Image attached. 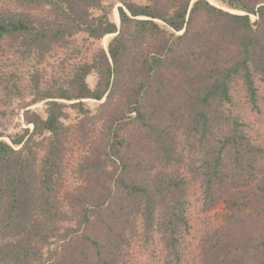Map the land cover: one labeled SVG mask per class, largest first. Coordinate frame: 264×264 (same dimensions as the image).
Masks as SVG:
<instances>
[{
  "label": "trees",
  "instance_id": "1",
  "mask_svg": "<svg viewBox=\"0 0 264 264\" xmlns=\"http://www.w3.org/2000/svg\"><path fill=\"white\" fill-rule=\"evenodd\" d=\"M105 1L0 0V56L32 63L30 105L47 106L45 117L25 111L32 129L11 140L18 149L0 141V169L12 161L9 215L20 206L28 160L41 154L40 188L54 196L76 140L81 150L72 167L78 185L47 202L49 225L25 250L30 264H129L124 250L134 237L157 249L162 264H184L190 203L176 170L185 164L179 133L186 152H196L204 208L220 209V223L200 241V262L264 264V146L234 113L231 95L237 90L257 110L264 0H213L238 13L210 0H120L119 26ZM81 33L94 41L115 36L106 48L82 51ZM1 89L20 96L15 82ZM85 100L98 104L91 110ZM62 101L82 116L75 125L64 124ZM3 189L0 177V206ZM53 238L63 243L45 258Z\"/></svg>",
  "mask_w": 264,
  "mask_h": 264
},
{
  "label": "rangeland",
  "instance_id": "2",
  "mask_svg": "<svg viewBox=\"0 0 264 264\" xmlns=\"http://www.w3.org/2000/svg\"><path fill=\"white\" fill-rule=\"evenodd\" d=\"M138 4H145V0H133ZM211 2V1H210ZM213 4L222 7L230 12L238 13L227 9L219 2L213 1ZM103 5H112L113 11L109 15V19L113 22V12L120 7V0H106ZM2 5H0L1 7ZM94 16L100 14V11H93ZM255 20L254 17L251 18ZM119 22V21H118ZM116 23L119 26V23ZM94 41L87 37L86 34L81 33L75 37L76 45L84 48L93 49L106 48L110 39ZM88 54V53H87ZM85 54V55H87ZM90 54V52H89ZM50 67L45 66L46 71L50 72L52 67L56 65L57 61H50ZM31 62L21 61L13 55L0 56V84L2 86H11L14 82L19 89L20 96L5 95L2 93L0 85V141H4L9 145L11 140L19 135L24 134L26 128L31 131L32 126H29L24 121L25 111L36 112L42 117H45V110L47 108L44 102H39L30 105L32 100V92L29 88L30 78L33 72ZM87 84L90 88H94L97 81V74L93 71L87 77ZM256 87L258 89L257 110L252 109L248 105H244L243 99L237 90L232 92L233 105L235 106L234 113L242 115L245 122L248 124V133L257 139L264 146V82L259 79L256 80ZM103 101V100H102ZM101 101V102H102ZM67 105L65 109L66 118L63 120L67 126L75 125L81 119V115L70 107L73 102L62 101ZM85 107L88 109H95L98 102L94 100H85ZM96 135V133H94ZM178 138V153L184 154L185 164L176 167L187 181L188 201L190 203L188 220L189 231L184 236V243L187 247V252L184 254V264H202L199 260L200 241L206 232L217 226L220 223V209L214 211H207L204 208L202 196L199 189V181L195 177L192 168V161L196 156V152L188 151L185 140L181 133ZM36 139H40L36 137ZM14 149L19 146L12 145ZM69 163L67 172H65L62 184L58 185L57 194L51 196V193L45 192L40 188V156L32 157L26 163L25 172L22 176V183L17 189V197L20 198V206L10 216L11 208L7 202V183L11 177V164L9 160L4 163L0 169L1 182L3 184V196L0 206V264H30L25 250L36 244L39 234L49 225L46 208L47 202L54 198H61L64 191L68 188L72 189L73 185L77 186L75 176L72 174V167L76 166L79 155H81L80 145L76 140L72 149L68 151ZM79 181V180H78ZM80 182V181H79ZM98 217V215H97ZM104 218V217H103ZM137 228L135 234L140 237V227L137 221ZM66 227L74 225L73 223H66ZM106 230L103 227L98 233L102 237L106 236ZM142 239L134 237V242L124 250L125 260L129 264H162L160 252L154 249L145 248L142 244ZM50 245L45 247L43 255L46 258L50 251H54L59 245L63 243L61 240H50Z\"/></svg>",
  "mask_w": 264,
  "mask_h": 264
},
{
  "label": "bare ground",
  "instance_id": "3",
  "mask_svg": "<svg viewBox=\"0 0 264 264\" xmlns=\"http://www.w3.org/2000/svg\"><path fill=\"white\" fill-rule=\"evenodd\" d=\"M210 1H211V3H213V0H210ZM118 21H119V19H118L117 11L114 10V12H113V22L117 23ZM112 36L113 35H107V36L104 37V40H106V39H108L109 37H112Z\"/></svg>",
  "mask_w": 264,
  "mask_h": 264
},
{
  "label": "water",
  "instance_id": "4",
  "mask_svg": "<svg viewBox=\"0 0 264 264\" xmlns=\"http://www.w3.org/2000/svg\"><path fill=\"white\" fill-rule=\"evenodd\" d=\"M113 36H115V35H113Z\"/></svg>",
  "mask_w": 264,
  "mask_h": 264
}]
</instances>
